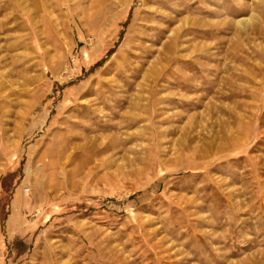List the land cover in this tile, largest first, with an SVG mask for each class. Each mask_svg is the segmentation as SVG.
Listing matches in <instances>:
<instances>
[{
  "label": "rangeland",
  "instance_id": "rangeland-1",
  "mask_svg": "<svg viewBox=\"0 0 264 264\" xmlns=\"http://www.w3.org/2000/svg\"><path fill=\"white\" fill-rule=\"evenodd\" d=\"M0 264H264V0H0Z\"/></svg>",
  "mask_w": 264,
  "mask_h": 264
},
{
  "label": "bare ground",
  "instance_id": "bare-ground-1",
  "mask_svg": "<svg viewBox=\"0 0 264 264\" xmlns=\"http://www.w3.org/2000/svg\"><path fill=\"white\" fill-rule=\"evenodd\" d=\"M163 7V6H162ZM174 13V12H173ZM171 41V40H170ZM115 67H116V65H115ZM125 69V68H124ZM150 69H152L151 67H150ZM118 71H120L119 69H118ZM153 71H154V69H153ZM159 72V71H158ZM120 73V72H119ZM131 73V72H130ZM152 73V72H151ZM150 73V74H151ZM153 73H155V72H153ZM154 75V74H153Z\"/></svg>",
  "mask_w": 264,
  "mask_h": 264
}]
</instances>
